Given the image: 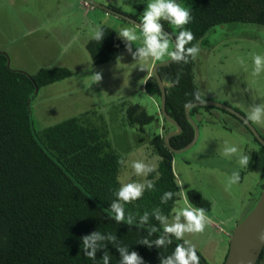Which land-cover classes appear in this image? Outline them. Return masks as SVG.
Listing matches in <instances>:
<instances>
[{"label":"trees","instance_id":"1","mask_svg":"<svg viewBox=\"0 0 264 264\" xmlns=\"http://www.w3.org/2000/svg\"><path fill=\"white\" fill-rule=\"evenodd\" d=\"M176 2L189 9L193 17L185 28L195 39L186 48L221 23L264 26V0ZM160 23L176 40L182 29L171 26L167 20ZM98 27L103 32L101 40L97 42L90 37L84 44L94 65L114 61L123 47L113 28L105 24ZM169 47L172 48L170 39ZM6 59L0 53V264H105V256L107 264H122L120 249L128 255L136 252L138 264H166L177 245L188 248L189 244L162 228V219L169 216L179 199L172 170L173 153L163 143L164 134H155L149 140L158 159L156 166L151 167L154 170L145 174L142 196L125 202L118 196L121 160L110 148L102 124H96L85 112L38 131L32 125L27 100L34 87L38 89L66 78L70 71L65 67H40L33 74H26L7 67ZM188 59L187 64L183 60L170 61L156 68L164 84L165 110L181 127L178 134L168 138L174 148L184 146L193 134L184 116V106L196 102L197 93L202 100L206 99L194 81L193 60ZM142 88L158 100L159 90L151 75ZM124 106L126 122L138 131L157 118L138 103ZM211 108L219 109L195 105L190 107L189 114L193 116L198 110L209 112ZM219 110L236 119L253 141L261 145L237 117ZM162 120L169 125L163 128L166 133L172 125ZM248 156L250 163L245 169L251 170L256 154L249 151ZM262 184L258 185L259 190ZM166 192L173 193L171 198L165 196ZM184 194L190 205L209 212V200L196 189L186 188ZM114 204L123 209L122 221L115 218ZM92 233L100 237L95 241L94 259L86 256L83 245V237ZM158 240L164 243L158 244ZM262 250L255 264H259ZM197 255L200 264H206L198 252Z\"/></svg>","mask_w":264,"mask_h":264},{"label":"rangeland","instance_id":"2","mask_svg":"<svg viewBox=\"0 0 264 264\" xmlns=\"http://www.w3.org/2000/svg\"><path fill=\"white\" fill-rule=\"evenodd\" d=\"M93 1L138 19H142L150 2ZM121 21L82 0H0V51L7 56L9 68L28 74L40 67H65L70 71L68 77L37 89L29 106L34 129L38 131L65 118L88 113L96 124L103 125L110 148L121 160L117 179L122 187L129 183L143 185L146 172L137 174L133 164L142 161L147 167L156 166L158 157L149 140L161 133V126L169 125L159 113L141 131L126 122L124 105L128 103L144 104L148 114L156 110L142 90L143 76L147 71L150 73L155 62L147 67L150 57L139 58V49L144 47L142 33L137 26ZM99 24L113 28L117 36L122 28H130L138 38L129 41L118 37L124 47L117 58L94 65L84 44ZM198 45L200 52L193 60L192 71L196 85L204 90L202 96L215 94L219 100L207 99L236 106L246 117L254 107L264 104V70L254 76L252 62L253 55H264V26L245 22L214 25L199 39ZM240 59L244 65L239 63ZM140 64L146 65L145 70H140ZM94 72L102 74L101 83L92 84ZM219 109L198 110L199 116H193L198 126L196 141L189 149L173 154L172 170L181 200L162 219L163 229L176 222V215L187 204L186 188L196 189L209 200V213L220 229L211 231L207 225L203 234L185 233L183 238L196 248L206 264H220L227 250L228 237L223 234L227 228L220 220L227 216L238 218L245 209L248 211L258 196V184L264 182V146L253 141L236 119ZM251 124L264 139V122ZM226 144L236 146L246 155L254 151V168H240L236 156L225 157ZM233 171H239L241 179L228 188ZM179 222H185L183 216ZM221 235L225 240L219 244ZM259 264H264V245Z\"/></svg>","mask_w":264,"mask_h":264},{"label":"clouds","instance_id":"3","mask_svg":"<svg viewBox=\"0 0 264 264\" xmlns=\"http://www.w3.org/2000/svg\"><path fill=\"white\" fill-rule=\"evenodd\" d=\"M192 19L193 17L190 14V10L181 6L176 2V0H150L142 14L141 19L142 27L140 31L143 36L144 47L139 49V58L143 60L150 57L156 61L170 59L173 62L183 60L185 64L189 62V57L191 60H195L200 52L199 45L195 44L191 47H185L195 39L194 34L185 28V26L188 25ZM161 20H167L175 28L182 29L179 31L176 38L175 51H168L169 39L162 33L163 25L160 23ZM119 35L129 41H135L138 38L137 35L127 27L122 28L119 31ZM102 36L103 32L97 26L93 31L91 38L99 42ZM252 62L254 65L253 75L259 76L261 71L264 70V55H253ZM239 63L244 65V60L240 59ZM145 67L146 65L144 64L139 65L141 71L145 70ZM101 81L102 74L100 72H94L92 84H99ZM195 100L203 103L199 93L195 94ZM248 121L257 123L264 122V104L254 107L249 112L245 122ZM223 155L229 158L236 156L240 168H246L250 163V157L242 153L234 145L226 144L223 150ZM133 167L137 174L154 170L151 167H147L142 161L134 162ZM240 179V172L233 171L229 177L227 187L231 188L232 185L239 183ZM142 190V185L129 183L120 188L118 196L125 202H131L142 196ZM172 195L173 193L171 192L165 193L167 198H171ZM112 208L116 213V220L118 222L122 221L124 219L123 209L116 204H114ZM180 216H183L185 221L184 223L179 222ZM207 225L208 216L206 215V210L204 208L188 206L180 209L179 213L176 215V222L165 226L164 231L174 235L178 240H182L185 233L203 234ZM229 233L230 232H224V235L228 237ZM99 238L98 233H92L91 235L83 237V245L86 250L85 254L90 259L95 258V241ZM258 240L261 244H264V232L259 234ZM157 243L162 244L164 241L158 240ZM87 249H91V251H87ZM120 251L123 258L122 264H138L140 258L136 252L128 255L125 253L124 249H120ZM104 259L105 264H107V256H105ZM166 264H200V257L197 255L196 248L193 245H190L188 248H185L183 245H177L173 255L168 258Z\"/></svg>","mask_w":264,"mask_h":264},{"label":"water","instance_id":"4","mask_svg":"<svg viewBox=\"0 0 264 264\" xmlns=\"http://www.w3.org/2000/svg\"><path fill=\"white\" fill-rule=\"evenodd\" d=\"M84 3L89 4L91 6L103 9L107 11L108 13H111L117 17H120L127 22L141 28L142 24L141 21L134 19L133 17L120 12L116 9H113L109 6L101 5L93 0H82ZM162 32L168 36V38L171 41V52L175 51V43L176 40L172 36L170 32H168L166 29L162 28ZM0 53L5 54L4 52L0 51ZM170 59H164L161 61H157L153 64L150 75L154 78L157 84V88L159 90V97H158V109L160 116L168 122L170 125H172L173 129L170 131H167L163 135V143L164 145L171 151L173 154H177L180 152H183L187 149H189L194 142L196 141L197 135H198V126L196 122L193 120V118L189 114V109L191 106L195 105H208V106H216L218 108H221L229 113H232L234 116L239 118L241 122L246 126V128L250 131L253 137L262 145L264 146V139L262 136L258 133L256 128L250 123V121H246V117H244L241 113L230 107L229 105L220 102L215 101L212 99H204L203 103L200 101L188 103L184 106L183 112L184 116L187 120V122L191 125L193 134L191 139L181 148H174L172 147L169 142L168 138L170 136L176 135L181 131V127L179 124L173 120L166 112L165 110V89L164 84L159 77L156 68L158 66L166 65L170 62ZM6 66H8V61L6 59ZM22 71V70H20ZM24 72V71H22ZM26 73V72H25ZM28 74V73H26ZM37 92V88L34 87V90L32 94L28 97L27 100V110L29 111V106L31 99ZM30 112V111H29ZM264 232V182L262 184V187L259 190L258 196L254 202V204L251 206V208L235 223L233 229L229 233L228 236V242H227V250L223 259L222 264H255L264 244H261L258 240V236L260 233Z\"/></svg>","mask_w":264,"mask_h":264},{"label":"crops","instance_id":"5","mask_svg":"<svg viewBox=\"0 0 264 264\" xmlns=\"http://www.w3.org/2000/svg\"><path fill=\"white\" fill-rule=\"evenodd\" d=\"M88 6V5H87ZM122 22V21H121ZM124 23V22H123ZM126 24V23H125ZM126 25H128V24H126ZM117 36V35H116ZM117 37H121L120 35L119 36H117ZM122 38V37H121ZM120 39V38H119ZM121 41H122V43H123V47H124V42H123V40L122 39H120ZM123 47H122V49H123ZM170 47H169V52H170ZM153 62H156V60H154V59H152V58H149V63H148V66L147 67H150V65L153 63ZM150 75V73L147 71L145 74H144V76H143V81L148 77ZM48 85V84H47ZM200 91L201 92H203L204 93V90H202L201 88H200ZM206 96H204L205 98H214V99H217V100H219V98L214 94V95H209V94H205ZM148 97L154 102V106L156 107V110L154 111V114H156V115H158L157 113V108H158V101L156 100V98L155 97H153V96H149L148 95ZM139 104V103H138ZM140 105L142 106V107H144V104H142V103H140ZM159 116V115H158ZM164 126H161V133H158V134H164ZM260 184V183H259ZM258 184V185H259ZM179 200H181V196H180V198H179ZM187 202V201H186ZM184 204V203H183ZM183 206H185V207H188V206H192V205H190L188 202H187V204H184ZM193 207V206H192ZM247 210L245 209L242 213H241V215L238 217V218H234V219H231L230 217H225V218H222L220 221V224L221 225H225V227L227 228V229H224V230H226V232H231V229L230 228H232V227H234V225H235V223L244 215V212H246ZM206 215H210V213L208 212ZM208 226H209V229L212 231L214 228L217 230V228L219 227L216 223H215V221H214V218L210 215V218H208ZM219 229H220V227H219ZM223 234H224V232H223ZM225 236V235H224ZM206 239L207 238H205L204 240H203V244L201 245V249H203V245H204V243H205V241H206ZM183 240V239H182ZM224 237L221 235V238H219L218 239V243L219 244H221V243H223L224 242ZM200 254V253H199ZM201 255V254H200ZM222 262H223V260L220 262V264H222Z\"/></svg>","mask_w":264,"mask_h":264},{"label":"flooded vegetation","instance_id":"6","mask_svg":"<svg viewBox=\"0 0 264 264\" xmlns=\"http://www.w3.org/2000/svg\"><path fill=\"white\" fill-rule=\"evenodd\" d=\"M108 6V5H107ZM110 7V6H109ZM112 8V7H111ZM198 42H199V40L196 42V44H198ZM224 103V102H223ZM226 104V103H225ZM230 106V105H229ZM235 106V105H234ZM213 107H216V106H213ZM231 107V106H230ZM232 108L233 109H235L236 111H238L239 113H241L244 117H246L241 111H239L237 108H236V106L235 107H233L232 106ZM221 109V108H220ZM227 112V111H226ZM229 113V112H228ZM231 115H233L232 113H230ZM193 116H196V117H198L199 116V114L198 113H195ZM193 116H191L192 118H193ZM236 117V116H235ZM247 118V117H246ZM237 119H239V118H237ZM194 120V119H193ZM240 120V119H239ZM195 121V120H194ZM241 121V120H240ZM196 122V121H195ZM251 123V122H250ZM173 129V127L170 129V130H172ZM169 130V131H170ZM257 130V129H256ZM258 131V130H257ZM259 133V132H258ZM165 134V133H164ZM260 134V133H259Z\"/></svg>","mask_w":264,"mask_h":264}]
</instances>
